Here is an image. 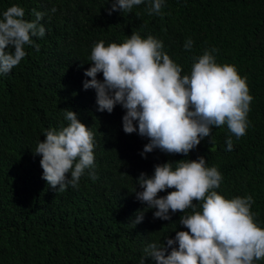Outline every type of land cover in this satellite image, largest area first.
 Here are the masks:
<instances>
[{"label":"trees","instance_id":"16d2710c","mask_svg":"<svg viewBox=\"0 0 264 264\" xmlns=\"http://www.w3.org/2000/svg\"><path fill=\"white\" fill-rule=\"evenodd\" d=\"M148 3L109 15L111 0H0V18L17 4L30 21L33 9L45 13L46 29L44 37H33L39 51L25 46L20 65L0 75V264H140L150 244L187 231L179 220L193 213L154 218L156 210L133 193L141 190L136 180L153 175L157 164L200 156L223 176L218 194L253 197L251 211L264 228V0H164L162 15H149ZM133 33L163 41L181 76L190 75L195 57L218 49L217 63L235 65L253 96L246 134L237 139L227 125L214 127L213 143L205 138L187 156L157 149L144 158L149 140L124 132L126 110L98 111L96 91L83 87L91 79L85 71L94 45L122 44ZM188 38L190 51L184 49ZM97 78L103 80L102 73ZM68 110L94 133L95 168L85 170L78 187L57 192L42 178L41 157L33 151L46 130L69 124ZM137 213L144 218L135 224ZM145 264L155 261L149 257Z\"/></svg>","mask_w":264,"mask_h":264},{"label":"clouds","instance_id":"9594fccd","mask_svg":"<svg viewBox=\"0 0 264 264\" xmlns=\"http://www.w3.org/2000/svg\"><path fill=\"white\" fill-rule=\"evenodd\" d=\"M145 0H111L113 12L130 13ZM164 0H149L148 14L162 15ZM56 9L53 8L52 12ZM34 20L25 19V9L13 4L0 18V75L9 74L27 56L25 46L39 45L46 29L41 21L45 13L32 10ZM194 41L188 38L184 49L190 51ZM14 49V51H13ZM206 49L195 57L190 75L181 76L182 67L164 51L163 41L149 35L146 39L133 33L122 44L104 41L94 45L85 71V90L94 89L98 111L112 113L117 105L126 110L122 117L126 134L137 133L149 142L141 153L144 158L154 150L169 155L187 156L201 141L210 137L214 127L227 125L237 139L249 127L248 113L253 96L246 77L235 65H220ZM102 73L103 80L98 79ZM69 122L60 130L45 131L34 156H40L42 178L57 192L78 187L86 169L95 168L94 133L83 124L76 112L68 110ZM227 150H233L231 135ZM175 164V167L173 166ZM89 175L96 179L94 172ZM223 176L216 167H207L206 159L169 161L157 164L153 175L141 173L136 180L140 191L136 199L155 209L154 218L171 220L172 214L186 213L179 220L187 231L176 232L163 244L152 243L144 249L140 264L151 257L155 264H254L264 260V228L257 225L251 207V195L226 199L215 189ZM168 189L166 196H158ZM202 208L197 211V204ZM139 211L138 213H140ZM135 224L143 221L138 215ZM178 245V246H176ZM169 249L171 251L169 252Z\"/></svg>","mask_w":264,"mask_h":264}]
</instances>
